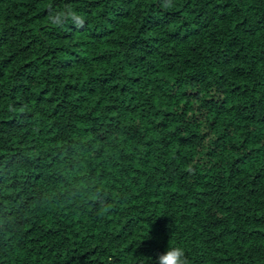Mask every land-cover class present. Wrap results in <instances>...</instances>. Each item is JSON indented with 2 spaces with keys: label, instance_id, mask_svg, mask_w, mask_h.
Returning <instances> with one entry per match:
<instances>
[{
  "label": "trees",
  "instance_id": "trees-1",
  "mask_svg": "<svg viewBox=\"0 0 264 264\" xmlns=\"http://www.w3.org/2000/svg\"><path fill=\"white\" fill-rule=\"evenodd\" d=\"M168 3L0 0V264H264V0Z\"/></svg>",
  "mask_w": 264,
  "mask_h": 264
},
{
  "label": "clouds",
  "instance_id": "clouds-1",
  "mask_svg": "<svg viewBox=\"0 0 264 264\" xmlns=\"http://www.w3.org/2000/svg\"><path fill=\"white\" fill-rule=\"evenodd\" d=\"M171 6V0L165 5ZM48 23L52 26L63 28L71 23L75 28L80 29L85 25V17L75 11L70 5H65L62 10H50ZM157 264H189L185 249L179 245L169 246L168 250L158 256Z\"/></svg>",
  "mask_w": 264,
  "mask_h": 264
}]
</instances>
